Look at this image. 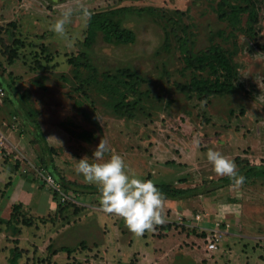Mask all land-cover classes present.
<instances>
[{
	"label": "rangeland",
	"instance_id": "obj_1",
	"mask_svg": "<svg viewBox=\"0 0 264 264\" xmlns=\"http://www.w3.org/2000/svg\"><path fill=\"white\" fill-rule=\"evenodd\" d=\"M219 1L0 0V36L7 37L6 28L13 26L20 54L11 63L0 43V74L11 85L8 91L0 85V264H12L15 247L22 250L18 264H264V171L239 189L232 183L166 199V223L142 236L130 232L121 217L104 213L99 187L76 171L85 156L94 162L103 138L138 178L149 175L156 183L189 186L221 177L207 159L210 149L232 160L264 162V0H256L254 33L246 31L245 14L234 37L219 17ZM79 4L91 13L124 7L117 17L136 31V42L109 43L99 33L88 47V20L80 11L65 26V36L51 30L64 8ZM179 38L196 53L214 43L231 50L235 83L244 88L207 100L179 91L176 84L191 76ZM81 51L99 70L83 72L88 90L77 88L68 61ZM37 59L49 68H37ZM122 67L148 78L140 86L144 95L129 97L140 105L131 120L114 109L126 90L117 72ZM28 108L37 110L48 143L57 148L47 159L75 183L63 188L66 197L44 181V154L24 115ZM222 218L231 228L210 251L203 226ZM62 245L75 250L55 254Z\"/></svg>",
	"mask_w": 264,
	"mask_h": 264
},
{
	"label": "trees",
	"instance_id": "obj_2",
	"mask_svg": "<svg viewBox=\"0 0 264 264\" xmlns=\"http://www.w3.org/2000/svg\"><path fill=\"white\" fill-rule=\"evenodd\" d=\"M218 5L220 19L223 21L227 20L232 28L229 36L234 37L237 35L236 32L239 31V28H242V17L245 14L248 15L246 31L247 33H254L255 25L259 21V7L257 6L256 0H220ZM123 8L124 7L92 13L90 19H88V35L85 39V44L88 47H91L94 44L99 33H101L103 39L109 43L127 45L136 42V31L131 27L124 26L122 20L117 17V13H120ZM11 24L15 25V22L12 21ZM9 26L11 25L9 24ZM13 29V26L6 28L9 35L7 37L0 36V43L5 46L4 53L7 54L8 60L11 63L20 56L19 45L17 46L16 44V42L18 43V39L14 36ZM179 40L181 41V46L185 52V70L191 72L189 80L178 82L176 84L179 91L190 95L195 94L200 100H207L211 96L233 94L237 90L244 88L242 82H239L238 84L235 83L238 71L234 64V53L231 50L225 49L221 44L214 43L202 52L196 53L187 46L185 39L179 38ZM68 61L73 67L74 78L79 82V87L77 88H79V90L85 88L86 90L89 86V81L87 80L89 76H83V72L91 71L94 74H97L99 72L97 66L93 63L91 57L86 51H81L77 55L70 56ZM36 65L39 69L49 68L48 64L42 63L40 59H37ZM117 72L120 77L124 78L126 90L122 95V100L114 105L115 113L131 120L135 118L140 105L137 101H130L129 97L131 94L141 95L142 97L144 92L140 91V86L148 82V78L130 67L119 68ZM105 76L108 78H114V75H111L110 72L105 73ZM0 85H3L7 91L11 89V85L5 83L1 74ZM24 95L25 94H23V96ZM35 111L37 110L32 108L24 109V115H26V118L31 120L34 124L36 138L42 145L44 154L42 160L44 163L43 166L54 175L63 188L68 190L71 185L75 183L61 177V175L55 171L52 157H50L49 160L47 159V156L51 153L53 154L54 152H57V148L48 143L43 127L38 118V112ZM235 159L238 164V174L243 175L246 179L264 171L263 161H253L240 156ZM148 176L147 179H151L150 176ZM232 183L233 181L227 176L204 180L203 183L189 186H178L172 182H155L157 187L165 194L166 199L171 200L194 196L209 190L210 187V189H213L215 186L222 187ZM84 187H86V185ZM88 187L93 189L97 188V186L93 185ZM55 192V194L58 193L56 190ZM171 227L172 224L168 223L167 228L170 229ZM206 234L207 232L205 233L204 231L203 235ZM74 250L75 247L62 245L58 249H55L54 253L56 254L59 251H67L68 254H71ZM21 252L22 250L20 248L15 247L14 256L11 259L12 264H18V257L21 256Z\"/></svg>",
	"mask_w": 264,
	"mask_h": 264
},
{
	"label": "clouds",
	"instance_id": "obj_3",
	"mask_svg": "<svg viewBox=\"0 0 264 264\" xmlns=\"http://www.w3.org/2000/svg\"><path fill=\"white\" fill-rule=\"evenodd\" d=\"M74 11H80L86 22L92 15L83 4H79L77 9L66 7L51 30L65 36V26L71 23ZM110 151V158L105 160V154ZM93 157L94 162L91 163L87 156L80 159L76 171L83 175L85 182L99 187V205L104 213L121 217L128 230L137 236L166 223V196L153 180L138 178L124 158L109 148L104 138ZM207 159L216 175L229 177L237 189L243 186L246 177L238 174L234 160L211 149L207 152Z\"/></svg>",
	"mask_w": 264,
	"mask_h": 264
},
{
	"label": "built area",
	"instance_id": "obj_4",
	"mask_svg": "<svg viewBox=\"0 0 264 264\" xmlns=\"http://www.w3.org/2000/svg\"><path fill=\"white\" fill-rule=\"evenodd\" d=\"M43 178L44 181H46L47 185L50 187H53L56 191H60L61 193H63L64 197H66V193L63 190L62 185L60 184L59 181H57V179L54 177V175L50 172V171H43ZM195 219L198 221H201L203 214L202 213H197L195 216ZM204 218H207L206 214L204 215ZM214 223L212 226L210 225H204L203 229L206 230V232H208V236L206 238V240H208L207 242V248L212 251V250H216L218 248V244L221 240V238L225 235H227V233H229V230L231 228V224L227 219H214L213 220Z\"/></svg>",
	"mask_w": 264,
	"mask_h": 264
}]
</instances>
